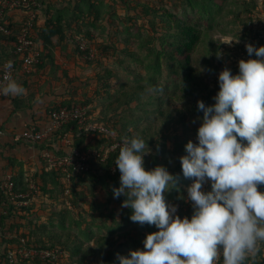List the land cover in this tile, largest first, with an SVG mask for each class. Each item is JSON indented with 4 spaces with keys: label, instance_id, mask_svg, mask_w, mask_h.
Returning <instances> with one entry per match:
<instances>
[{
    "label": "trees",
    "instance_id": "trees-1",
    "mask_svg": "<svg viewBox=\"0 0 264 264\" xmlns=\"http://www.w3.org/2000/svg\"><path fill=\"white\" fill-rule=\"evenodd\" d=\"M75 1L74 12L78 16L72 18H65L63 11L52 5L51 0H38L44 11L45 22L43 25L38 24L35 29L36 42L41 52L40 64L35 66V71L27 73L24 71L23 60L19 56H14L13 48H5L4 45L9 42H16L25 20L24 14L20 12H12L4 19L0 20V25L5 28L7 32H0V58L6 60L15 59V74L13 78L20 77L23 79V87L28 89L31 78L42 76L45 71L56 67L57 57L56 50L58 48H64L63 46L72 40L76 45V52L79 53L81 58L86 57V62L94 65L99 63L100 59H96L95 55L90 58L92 54L91 46L86 50H81L79 42L92 40V30L90 27H94L100 20L101 15V2H109L112 12L111 16H116L119 6L125 10H136L139 14H143L146 17V21L150 24V34L154 42H158L156 49L155 63L158 69L161 67L160 61L167 63V69L172 77L176 80L178 88L176 89V97L170 98L172 101L170 107L166 108L161 105V99L159 96H152L148 94L145 85H131L125 84L122 91L113 94L111 91L114 89V82L116 75L112 69L104 70V74L98 77L99 83L103 85L104 93L110 96V102L101 107L104 110L101 113H97L100 108L96 105V100L91 97H85L80 99V92L75 89L72 94L55 105L52 109L46 110V116L49 115L51 110H56L62 107H87L88 122L89 124H100L107 127L111 136L109 138L103 135H93L86 131L85 127L80 126L77 122H71L64 125L57 132L53 133L47 138L44 143V149L53 150L58 156H65L71 150H79L80 152H87L93 149H101L113 144L116 141L124 142L125 138H131L133 135H137L143 138L151 151L145 155V167L146 169H152L158 165L165 166L172 174L177 176L178 181L183 180L182 167L180 157L185 155V145L191 140L196 141L197 131L201 124V117L203 112L198 110L197 102L203 100L206 105H212L215 103L214 97L219 91L218 75L224 68H230L233 74H237L239 71L238 57L239 50H246L245 45L239 44H227L222 42L218 45L215 38H211L204 30L196 25V23H190L186 20H182L167 6H157L153 8L146 3H141L137 0H72ZM164 1V0H162ZM183 3L179 7L188 8L191 10L197 9L199 5H203L205 11L210 12V3L212 0H181ZM87 4L88 9L85 10L82 5ZM251 7L250 13H257V16L261 20L264 16V0H245L244 6ZM45 8V9H44ZM77 20V22H74ZM133 22V19H122ZM90 22V23H89ZM245 25V24H244ZM89 26V27H88ZM247 28V26H245ZM243 36L244 39H248L249 32L245 30ZM211 38V39H209ZM120 42L124 41L125 47H119L116 44L101 43L96 45L98 50L103 53L118 54L124 52L133 55L129 50L128 38H119ZM263 41V40H262ZM156 45V44H155ZM157 46V45H156ZM264 46V43H262ZM237 49V50H236ZM255 58V56H252ZM90 60V61H89ZM24 72L25 77L21 75ZM64 77L71 81L69 72L64 71ZM55 93H52L54 96ZM103 95V94H102ZM26 96L16 99V109L20 107L26 100ZM143 97H146L144 99ZM35 95L29 96L28 101L32 103L37 100ZM149 105H154L155 109L159 110L158 116L153 119L154 124H158L160 121L161 126L157 131L158 136H153L148 139L146 132V125L139 123V118L135 116L134 110H131V106L140 110H147ZM30 107V106H29ZM124 110L126 114L119 115V111ZM181 128L182 133H178V129ZM40 129V128H37ZM131 129L132 131H129ZM175 133L176 135L171 136ZM67 136V137H66ZM56 142L55 147L49 144L50 141ZM69 140L70 145H66V141ZM171 140L176 146L180 148L179 155L174 159L175 166L172 165L170 158V149L167 146L168 141ZM29 144V143H27ZM32 145V144H31ZM120 151V150H119ZM119 151L108 159L106 163L100 161L90 162L89 171L74 172L72 170L65 171L61 168L52 167L47 162L43 163L44 166L41 171L34 175V179L39 188V192L43 195H57V197L69 205L73 203L75 209H80L79 201L84 200L85 192L81 189L85 184L92 185L93 188L103 189L107 194L110 204L123 209V221L127 225H131V228L117 236H102L96 238L97 245H104L107 250L104 251L101 256L95 251L94 246H88L84 251V254L80 258H75L74 255L77 251H80L83 247V243L74 244L71 247L72 239L76 236L72 233L64 234V237L58 239L61 234H54L48 237L49 242L44 243L35 239V232L31 230L29 234L20 232V229L27 228L25 221H28L30 227H36L37 221L33 220V208L31 204L28 206H19V202H28L29 198L24 200H18L12 202L4 194H0L3 201V212L0 219V224L4 230L13 229L16 234H12L13 237L9 239H2L0 246L3 245H20L21 239H25L28 247H36L42 249L60 248L63 250V259L60 264H65L64 259L69 256L70 260L68 264H120L119 257L127 256L126 253L128 247H134L135 249L141 248L143 244V235L158 231L154 225L145 224L141 226H135V223L130 220L132 210L122 207L125 197L122 195L119 198H114L113 188L120 186V172L116 175H112L111 167L115 164V160L118 157ZM184 154H181V153ZM30 178V177H29ZM14 189L16 193L26 194L29 188L21 189L17 183V179L14 178ZM29 181V180H28ZM192 183L191 179L183 180L182 189L187 194V187ZM261 190H264V185H261ZM211 190V186H210ZM36 196V195H34ZM39 197V196H37ZM187 197V196H186ZM178 214L183 217L185 215L191 217L193 208L191 202L182 199L177 201ZM94 205V204H93ZM69 209V208H68ZM58 212V215L66 217V214L62 211ZM57 215V212H54ZM11 221V222H10ZM22 233V234H21ZM58 233V232H57ZM258 253L255 256H247L244 264L257 263L260 258L264 259V241L259 242ZM9 246L5 248L4 252L0 249V258L2 263L10 264L7 259V252ZM28 263V262H27ZM40 264V263H38ZM67 264V263H66ZM216 264H223L222 258H220Z\"/></svg>",
    "mask_w": 264,
    "mask_h": 264
},
{
    "label": "clouds",
    "instance_id": "clouds-1",
    "mask_svg": "<svg viewBox=\"0 0 264 264\" xmlns=\"http://www.w3.org/2000/svg\"><path fill=\"white\" fill-rule=\"evenodd\" d=\"M246 51L255 58L241 59L237 74L230 68L219 73L215 103L197 102L203 112L197 142L190 140L179 158L184 178L192 180L187 197H180L191 202L190 218L181 217L178 205L165 197L177 187V176L163 165L146 169L147 142L137 135L125 138L115 160L120 186L113 188L114 198L125 197L122 207L132 210V222L159 230L146 236L143 249L120 256V264H216L220 258L223 264H244L259 250L264 241V46L248 43ZM4 68L12 69V61ZM25 93L6 72L0 95Z\"/></svg>",
    "mask_w": 264,
    "mask_h": 264
},
{
    "label": "rangeland",
    "instance_id": "rangeland-1",
    "mask_svg": "<svg viewBox=\"0 0 264 264\" xmlns=\"http://www.w3.org/2000/svg\"><path fill=\"white\" fill-rule=\"evenodd\" d=\"M51 1L53 6L63 11L65 18L72 20V18L79 15V13L75 15L74 12L75 1ZM137 1L146 3L153 8L167 6L180 19L190 23H196L211 38H215L218 45L222 44V42H231L233 40H239V43L233 41L227 44H239L245 45L246 47V44L252 43L259 47L264 43V16L260 20L256 12L250 13L249 10L252 8L246 5L244 6L245 0H212L210 6H208L209 9H212L210 12L205 11L202 4L195 10H191L190 7H179L183 3L181 0ZM82 7L85 10L88 9L87 4H83ZM100 8V20L94 27H90L93 32L92 40L83 42L76 40L79 45L85 43L88 48L91 46L92 54L95 55L96 59H100V62L94 65L87 63L85 61L86 57L81 58L79 53L76 52V45L72 40H69L63 46L64 48H58L56 50V67L42 73V76L32 82L30 88H28L30 93L36 91L37 101H40L44 94L49 96L55 93L54 96L50 97L45 95L51 101L45 104L46 107H43V113L48 108L52 109L55 105H58L64 99L68 98L75 89L80 92L81 100L85 97L94 98L97 103L96 105L100 107L97 113H101L104 110V107L101 106L111 101L107 92L105 95L103 85L98 80V77L102 76L106 69H112L116 75L115 79L112 80L114 82V89L111 93L113 92L115 94L118 90L119 92L122 91L125 84L138 85L141 83L145 85L148 94L159 96L161 105L166 108L170 107V103L172 102L170 98L177 96L175 92L177 91L178 85L169 73L165 61H160L161 67L159 69L155 64L157 62L155 52L158 47V42H154L151 37V26L146 21V17L143 14H139L136 10L128 11L121 6L117 9L116 16H111L109 14L112 12V9L109 7L108 1L101 2ZM121 18H131L133 22L121 20ZM74 22H77V20H74ZM245 30L249 32L250 37L248 39L243 38L246 33ZM119 38L130 39L127 46H129V50L133 55L124 52H119L116 55L113 52L103 53L96 46L101 43H110L124 48L126 45L124 41L120 42ZM236 55L238 56L236 58L237 62L241 59L247 60L252 58L249 57L246 50H239ZM64 71L69 72L71 81L64 77ZM152 87L162 88L163 91L153 93L150 91ZM143 98L146 99V97ZM148 107L147 110L142 111L131 106V110H134L135 116L140 119L139 123L146 125L147 137L149 139L155 135L158 136L156 130L160 128L162 122L160 121L158 124L153 123V119L158 116L159 110L155 109L154 105H149ZM122 114H126V111H119V115L121 116ZM178 133H182L181 128L178 129ZM173 135L176 134H171V136ZM43 143L40 145H43ZM69 143V140H67L66 145H70ZM167 146L170 149L168 157L172 165L175 166L176 161L174 159L179 156L175 152L179 154L180 148L171 140L168 141ZM146 150L151 151L150 148H146ZM45 151L54 153L53 150L49 149H45ZM181 154L184 153L182 152ZM32 168L35 170L33 171L34 175L40 171L38 168L35 169V166ZM34 175L30 177L34 179ZM185 179L183 178V180ZM183 180L178 181L177 179V187L165 193L166 200L170 204L180 206L177 201L182 200L181 198L183 196H187L184 189H182V185H184ZM24 184L29 188L26 194L30 198V201L24 207L31 204L34 210L32 219L36 220L38 225L36 227H30L28 221H25L27 228L23 229L22 233L29 234L33 230L35 232V239L43 241L44 243H48V237L53 236L55 233L61 234L57 237L58 239L64 237V234L72 233L76 237L72 239L71 247L76 243L79 244L82 242L84 244L81 250L77 251L76 255L72 253L77 259L82 257L88 246H94L96 253L101 256L107 250V247L97 245L96 238L102 236H117L127 232L132 226V224L127 225L123 221L124 210L110 204L107 194L103 189L95 190L92 185L85 184L81 189L85 192V198L79 201L81 208L75 209L73 203H69L66 206L55 193L53 196H45L40 193L36 182H32L29 177L24 178ZM60 211L64 212L66 217L58 215V212L61 213ZM54 212H57V215ZM135 226L137 227L139 224L135 223ZM5 232L12 235L16 234L17 231L13 228L6 229ZM145 233L147 235L150 234L146 230ZM147 235L142 236L143 240H145ZM15 245L6 244L0 246V249L4 252L7 246L14 248ZM143 247L144 245L141 246V248ZM130 250L136 249L134 247H128L126 251L128 255ZM64 261L65 264H68L71 260L68 256Z\"/></svg>",
    "mask_w": 264,
    "mask_h": 264
},
{
    "label": "built area",
    "instance_id": "built-area-1",
    "mask_svg": "<svg viewBox=\"0 0 264 264\" xmlns=\"http://www.w3.org/2000/svg\"><path fill=\"white\" fill-rule=\"evenodd\" d=\"M42 10V6L38 0H0V20L7 17L10 12L12 13L15 11H19L25 16L17 41H11V43H9L14 49V56H19L23 60L24 71L27 73L35 71V66L40 64L41 60V52L36 42L35 29L39 24V14ZM0 32H7V34L10 35V32L5 31V28L2 25H0ZM80 47L83 51L88 49L85 43L81 44ZM93 57L94 54H91L90 58ZM8 61H12L13 63V68L10 70H6L4 68V65ZM6 72L10 74L12 78L14 77L15 59L6 60L0 58V82H3V77ZM3 97V95H0V100ZM87 110V107L80 106L71 108L62 107L56 110H51L47 116L48 120L43 129H37V127L34 126L28 127L22 132V134L17 136V140L32 145L40 144L64 125L71 122H77L80 126L85 127L87 132L93 135L100 134L109 138L111 136V132L104 125H87ZM122 146L123 142L116 141L107 147L89 150L84 153L79 150H71L65 156H58L55 153L46 151L44 152V160L50 166L61 168L65 171L72 170L74 172H85L89 171L90 162L100 161L101 163H106L111 155L117 153ZM111 173L112 175L119 173V169L115 164L111 167ZM12 180L13 177L10 175L0 178V194H4L7 199H10L12 202L28 198L27 194L15 192ZM204 190H210V183L204 185ZM25 205H27V202H19V206ZM2 214H5V212H3V201L0 196V219ZM10 237H12V235L5 232L0 224V241H2V239H9ZM257 253L255 255H257ZM63 255V250L60 248L42 249L28 247L26 240L21 239L20 245H15L14 248H9L7 252V259L10 264H60L63 259ZM254 264H264V260L260 258L258 262Z\"/></svg>",
    "mask_w": 264,
    "mask_h": 264
},
{
    "label": "crops",
    "instance_id": "crops-1",
    "mask_svg": "<svg viewBox=\"0 0 264 264\" xmlns=\"http://www.w3.org/2000/svg\"><path fill=\"white\" fill-rule=\"evenodd\" d=\"M39 15V24L43 25L45 22L43 10ZM10 43H6L4 47L13 48ZM21 75L27 78L24 72ZM37 78H40V76L31 78L29 82H34ZM14 79L19 84L23 81L20 77ZM35 94L36 91L30 93L29 89H26V93L23 95L26 96V100L22 102L23 104H20V107L17 109L15 104L16 99L22 96H4L0 100V178H4L6 175L12 176L13 179L16 178L22 190L28 188L24 184V178L34 175L33 171L35 170L32 167L35 166V169L38 168V170L41 171L44 166L43 163H45L44 152L46 151L43 145H40L41 143L31 145L17 140V136L22 134L26 128L34 126L43 129L47 123L48 118L46 116V110L43 113V107L45 108V104L51 101L50 98H48L50 96L44 94L40 101H37V99L30 103V101L27 100L28 97ZM49 145L55 147V140L50 141L48 146ZM29 179L32 182L35 181L31 177ZM20 230V232L23 231L22 229ZM0 264H4L1 258Z\"/></svg>",
    "mask_w": 264,
    "mask_h": 264
}]
</instances>
